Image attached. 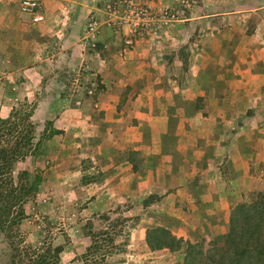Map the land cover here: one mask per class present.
<instances>
[{
    "label": "crops",
    "instance_id": "1",
    "mask_svg": "<svg viewBox=\"0 0 264 264\" xmlns=\"http://www.w3.org/2000/svg\"><path fill=\"white\" fill-rule=\"evenodd\" d=\"M19 1L0 0L7 75L23 76L29 98L52 61L83 73L37 93L44 182L88 190L93 208L129 204L145 236L160 225L185 246L223 237L237 205L264 194V4L186 0L184 17L126 48L128 28L111 27L103 0H41L38 23Z\"/></svg>",
    "mask_w": 264,
    "mask_h": 264
},
{
    "label": "rangeland",
    "instance_id": "2",
    "mask_svg": "<svg viewBox=\"0 0 264 264\" xmlns=\"http://www.w3.org/2000/svg\"><path fill=\"white\" fill-rule=\"evenodd\" d=\"M225 1L228 4L229 1L230 3L232 1L233 4L237 2L241 4V7L245 8L264 4V0ZM232 3L229 5H232ZM36 46L39 47L38 44ZM34 61L35 59L32 60V62ZM37 62L41 61L38 60ZM53 64L55 62L52 61L47 68L49 70H44L46 76L31 77V85L27 87V90L31 92L28 98L23 85L18 86L15 84H20L23 81V76L9 77L7 75L8 67L0 58V69L2 72L0 74V112L6 115L14 105L20 102H28L30 105L35 106V119L38 123V128L41 127L44 122L45 108L37 106L40 98V94L37 93H41L44 96L46 86L49 87L47 91L52 93L61 91L62 88L66 90L75 79H83V73H80V75H76V72L69 74L64 72L61 67H58L61 70L59 72ZM85 79L84 83L88 81V86L92 87L91 80L89 82L87 78ZM42 82L44 83L42 89L36 90L35 87L42 86ZM11 83L12 87L8 86ZM13 86L15 87L13 88ZM41 133V131L40 133L38 132L36 138L39 146L38 154L23 161L19 167L29 168L33 174L38 172L43 176V171L50 165V162L47 161V158L41 156ZM88 193L89 191L86 189L74 187L65 189L62 185L44 182L43 178L39 192L25 205L27 218L22 223L21 233L26 242L34 246H38L45 241L51 242L54 246L63 245L64 250L61 253L60 264H84L82 256L90 244L89 234L91 233V228L97 231L108 229L112 232L111 235L115 236L114 243L110 245H113V250H118V252L108 258L109 264H184L185 251H178L175 254H170L169 252L150 253L145 243L144 235L145 227L148 224L136 226V222H139L143 215H139L135 209L132 212H128L127 215L123 213L130 208L129 204H113L110 210L93 208L89 205L91 198ZM261 196V194L255 195L251 202L253 204L259 202ZM248 209L255 211L256 208L248 206ZM255 213L260 215V212L256 211ZM211 241H215V243ZM204 243L205 252L198 256L197 264H218V256L215 255V249L229 248V246H225V235L215 240L204 241ZM9 258V244L0 235V264H9Z\"/></svg>",
    "mask_w": 264,
    "mask_h": 264
},
{
    "label": "trees",
    "instance_id": "3",
    "mask_svg": "<svg viewBox=\"0 0 264 264\" xmlns=\"http://www.w3.org/2000/svg\"><path fill=\"white\" fill-rule=\"evenodd\" d=\"M35 110L28 102H20L7 116L0 113V235L10 247L9 264H60L64 250L63 245L54 246L46 241L34 246L21 233L27 218L25 205L36 196L43 182L40 173L19 167L39 152ZM87 178L85 175L83 182ZM260 194L263 197L259 202L241 203L235 208L225 234V246L229 248L215 249L218 264H264V194ZM248 206L256 208L255 211ZM111 233L108 229L91 228L90 244L82 256L84 264H109L108 258L118 252L110 245L115 241ZM145 239L153 251H180L185 246L182 238L160 225L149 227ZM204 244V241L188 242L184 264H197L198 256L205 252Z\"/></svg>",
    "mask_w": 264,
    "mask_h": 264
},
{
    "label": "built area",
    "instance_id": "4",
    "mask_svg": "<svg viewBox=\"0 0 264 264\" xmlns=\"http://www.w3.org/2000/svg\"><path fill=\"white\" fill-rule=\"evenodd\" d=\"M19 6L36 23L46 19L41 0H20ZM101 6L113 29L124 31L128 28L123 44L126 48H134L138 41L159 35L164 28L184 17L190 3L186 0L168 4L164 0H103ZM89 29L92 33L98 32L97 19H91Z\"/></svg>",
    "mask_w": 264,
    "mask_h": 264
}]
</instances>
